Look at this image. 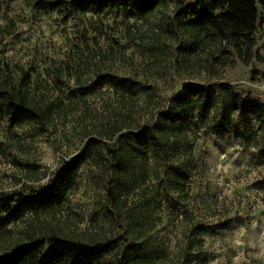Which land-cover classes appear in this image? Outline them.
Masks as SVG:
<instances>
[{"label":"rangeland","instance_id":"374dc122","mask_svg":"<svg viewBox=\"0 0 264 264\" xmlns=\"http://www.w3.org/2000/svg\"><path fill=\"white\" fill-rule=\"evenodd\" d=\"M172 13V2L143 20L124 10H43L31 0H0V77L17 85L27 74L33 103L44 110L39 121L20 127L0 120V192L41 189L59 163L89 140L109 143L116 128L145 123L183 84H226L264 102V30L241 53L218 43L189 47ZM118 78L139 83L140 92L122 97L109 84ZM103 150L99 146L97 154ZM194 153L198 168L189 200L173 211L161 195L160 209L145 213L149 264H181L187 223L180 210L212 229L229 224L211 230L191 264H264V163L255 147L241 138L208 136L198 140ZM112 178L102 166L85 164L64 205L0 230V249L27 236L48 242L56 233L111 239L106 260H116L126 213L143 196H131L129 210L119 212L107 195ZM149 187L155 195L156 182Z\"/></svg>","mask_w":264,"mask_h":264},{"label":"trees","instance_id":"16d2710c","mask_svg":"<svg viewBox=\"0 0 264 264\" xmlns=\"http://www.w3.org/2000/svg\"><path fill=\"white\" fill-rule=\"evenodd\" d=\"M31 2L43 10L83 11L86 7L99 12L124 10L134 19L143 20L172 2V19L183 33L185 42L195 48L218 43L241 53L252 49L256 32L264 30V0ZM190 52L191 49L186 51V58L190 57ZM20 82L24 83L10 85L0 77V120H7L10 127L37 122L44 114L30 96L28 75L24 73ZM109 84L116 93L130 99L141 90L139 83L129 79L118 78ZM116 129L111 142L91 139L79 153L61 161L41 189L28 195L20 191L0 192V230L23 220L26 215L61 208L76 175L92 161L102 166L108 175H113L107 195L119 212L123 208L129 210L126 207L131 196H143L140 205L126 213L121 235L124 243L117 259L106 260L114 248L111 239L107 242L81 240L52 233L48 242L27 236L1 248L0 264H149L150 237L146 233L145 213L153 206L160 209L161 195L173 211L178 209V204L189 200L190 184L198 168L194 150L201 137L226 135L245 139L255 147L258 158L264 163V102L226 84H183L150 120ZM99 146L104 149L101 155L97 154ZM155 182L153 195L148 189ZM260 183L264 186V178ZM177 212L187 223L181 264H191L195 252L203 249L204 238L213 229V232L224 230L229 224L226 221L216 223L212 229L186 210Z\"/></svg>","mask_w":264,"mask_h":264}]
</instances>
